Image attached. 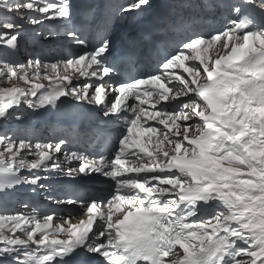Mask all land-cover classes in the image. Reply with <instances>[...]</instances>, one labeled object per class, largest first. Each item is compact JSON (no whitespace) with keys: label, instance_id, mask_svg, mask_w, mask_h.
I'll return each mask as SVG.
<instances>
[{"label":"snow or ice","instance_id":"1","mask_svg":"<svg viewBox=\"0 0 264 264\" xmlns=\"http://www.w3.org/2000/svg\"><path fill=\"white\" fill-rule=\"evenodd\" d=\"M151 6L115 3L93 31L74 0H0V81L13 82L0 88V264H264V0H206L155 68L133 73L135 46L117 53L114 22ZM29 27L65 48L18 59ZM23 104L98 123L95 152L2 130ZM65 177L106 188L57 189ZM23 188L79 212L10 209Z\"/></svg>","mask_w":264,"mask_h":264},{"label":"bare ground","instance_id":"2","mask_svg":"<svg viewBox=\"0 0 264 264\" xmlns=\"http://www.w3.org/2000/svg\"><path fill=\"white\" fill-rule=\"evenodd\" d=\"M184 3H188V1H186V0H184L183 1ZM194 7V6H193ZM188 8H192V7H188ZM161 29H159V31H160ZM62 42L64 43L65 42V38L63 39L62 38ZM135 71V70H134ZM23 109H25V111H23ZM29 110V108H28V106H27V104H23L22 106H20L19 107V109H18V112H20V114L22 115V116H28V111ZM57 116H61V115H59V114H56ZM29 121L30 120H37L38 119V115H32V116H29ZM32 118V119H31ZM27 122V120L24 118V119H22V120H20V121H16V126L17 127H19V128H22V126L25 124ZM8 128H11L10 126H8L7 125V127H6V129H8ZM24 128V127H23ZM75 165V164H74Z\"/></svg>","mask_w":264,"mask_h":264},{"label":"rangeland","instance_id":"3","mask_svg":"<svg viewBox=\"0 0 264 264\" xmlns=\"http://www.w3.org/2000/svg\"><path fill=\"white\" fill-rule=\"evenodd\" d=\"M12 83H13V82H10L9 84H7V83L3 84V88H6V87H10V86H12ZM0 88H2V87H0ZM11 130H15V129H11ZM45 140H46V139H45Z\"/></svg>","mask_w":264,"mask_h":264}]
</instances>
